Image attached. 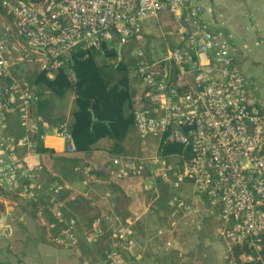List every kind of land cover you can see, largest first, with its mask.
<instances>
[{"label":"built area","instance_id":"built-area-1","mask_svg":"<svg viewBox=\"0 0 264 264\" xmlns=\"http://www.w3.org/2000/svg\"><path fill=\"white\" fill-rule=\"evenodd\" d=\"M205 10L203 0H0V185L24 199H36L41 192L58 194L70 186L58 180L45 186L39 180L44 164L35 145L52 135L61 137L65 150L72 152L74 137L68 124L49 122L35 110L38 87L22 74L36 66L53 78L59 70L70 69L75 58L106 56L116 49L121 58L125 44L150 33L145 26L150 19L161 21L168 13L174 27L159 33L164 51L158 56L137 53L136 72L147 89L142 95L146 106L134 112V125L141 138L156 135L187 149L178 155V167L165 160L155 173L168 180L172 172L175 188L194 186L217 211L226 260L264 264V108L250 95L231 34L224 27L209 28ZM13 122L22 132L13 130ZM113 165L123 177L141 175L148 162L121 156ZM143 182L149 188V181ZM169 205L173 215L179 210L199 212L180 196ZM56 214L64 221L60 209ZM140 218L135 210L115 225L113 234L123 245H136ZM92 229L85 232L88 244L101 232L96 223ZM80 238L71 217L53 239L73 248ZM171 245L167 241L164 248ZM233 245L246 247L239 261L228 257ZM105 261L127 264L116 249Z\"/></svg>","mask_w":264,"mask_h":264},{"label":"trees","instance_id":"trees-1","mask_svg":"<svg viewBox=\"0 0 264 264\" xmlns=\"http://www.w3.org/2000/svg\"><path fill=\"white\" fill-rule=\"evenodd\" d=\"M98 55L100 54L92 53L86 58H75L70 69L59 70L53 78L48 77L43 71H38L32 82L34 86L43 85L44 91L48 90L51 95L58 97H65L69 93L74 96L73 121L70 125L68 124L74 137V151L58 152L41 141L35 145L34 149L41 154L44 169L47 168L48 162L57 158L61 159L69 167L80 168V173L77 172L80 179L86 180L93 186L106 184L110 193L109 197L96 189L83 190L74 185L61 190L58 194H49L47 198L39 195L36 199H24L17 190L0 185V196L12 200L22 199L27 202L25 210L40 222L43 239L57 246L61 245L54 241V235L60 231V227L66 226L69 218L76 219L78 232L80 221L86 220L85 229L87 231L91 230L93 224L96 223L100 226L101 232L99 237L89 245H96L106 259L107 253L112 249L122 254V251L135 248L138 244L136 242L133 247L123 245V240L113 234L115 226H108L110 219L119 223L120 220L131 216L135 210L142 213L143 209H151L162 225L167 223L165 240L175 242L174 235H176L178 224H173V220L182 211L179 210L176 215H173V209L169 205L170 200L166 202V210L163 209L165 207L163 201L169 195L167 186L171 178L167 180L158 175L156 186L144 188L143 181L145 179L149 181L151 178L148 174L150 172L148 167L141 175L131 174L118 177L114 172L113 159L115 157L131 156V153L126 151L124 142L129 129L134 126V112L146 106L142 95L147 87L145 86L143 91L137 87L133 89L132 82L134 81L133 76H136V69L131 63L127 64L120 59L117 49L108 51L106 54L114 58V62L110 64H103ZM39 93L40 99L35 105V110L42 113L44 111L41 107L43 98L42 93ZM92 110L95 113V121L92 118ZM103 138L112 140V144L104 148L108 151L104 164L97 166L90 158V154L100 148L96 144ZM160 142L162 155L166 160L173 154L180 155L188 152L179 143L163 142V140ZM180 164L179 158L176 167ZM58 181L66 183L63 179ZM58 209L64 213V221L57 216ZM186 214L192 215L191 213ZM140 222L141 218L135 225L136 239ZM51 223H55L56 226L49 228ZM79 244L73 248L77 249ZM245 250L246 247L243 245H233L228 252V257L239 261V255ZM249 264L262 263L254 261Z\"/></svg>","mask_w":264,"mask_h":264},{"label":"rangeland","instance_id":"rangeland-1","mask_svg":"<svg viewBox=\"0 0 264 264\" xmlns=\"http://www.w3.org/2000/svg\"><path fill=\"white\" fill-rule=\"evenodd\" d=\"M160 19L161 21H158L157 19H150L148 24H145L150 33L146 34L143 40H132L125 44L120 51V59H123V61L127 64L131 63L132 66H134L137 70V53L142 52L143 56H148V54L151 56L160 55L164 51L165 46L159 38V33L161 30H167L168 28L174 26L172 15L167 13L162 15ZM98 56L100 57V60L103 64H110L114 62V58L108 57V55ZM38 71V67L34 66L22 74V79L34 87L32 82ZM55 76L56 75H54V77ZM133 79V89L135 90L137 87L140 89V91H143L145 83L138 76L137 72L136 76H133ZM42 86L43 85H40L38 87L43 98L41 107L44 108V111L42 114L49 122L70 125L73 121L72 112L75 109L73 94L69 93L65 97H58L56 95H51L48 90L47 92L44 91ZM124 143V146H126V151H128V153L130 152L131 156L145 158L147 160L148 169L150 171L148 174L151 175L148 186L149 188L156 186L158 174L155 172L164 166L166 160L162 155L161 148H159V138L156 135H150L146 138H141L134 125L129 129V134ZM111 144L112 140L103 138L99 140L96 145L100 147L99 149H104L108 148ZM103 158L106 159L105 156H103ZM177 161H179L178 154H173L168 160H166L168 166H174ZM56 162L57 161L50 162L52 166H47V163V168L44 169L47 174L54 177L53 179H63L65 182H67L68 179L71 180V178L73 180L80 178L79 174H77V172L80 173V170H72L73 167L67 166L66 163L61 159H59L57 164ZM170 178V183L167 186L169 195L167 199L165 198L163 201L165 205L163 209L166 210V202L174 197L180 196L185 199L187 203L197 207L199 212L192 215H187L183 212L178 214L179 216L173 220L176 224H178L177 231H175L176 235H174L176 240L174 245L172 244L169 249H165L164 244L168 241L165 240L164 237L167 229V223L162 225L156 214L151 209H148L147 207V209H143L144 214L141 218L140 224L138 225L139 228L137 229L138 244H140V246L132 249L128 248L125 250V252L122 251L121 254L128 264H154L153 262L158 258L163 259L162 262L164 264H172L171 258L172 261H179L181 257H211V249L210 247L206 246L207 241H217L218 231L222 226L217 211H215L214 208L209 207L207 199L202 197L201 194L195 190L194 186L183 183L181 187L175 188L171 183L174 179L173 175H171ZM73 185H76V182L73 183ZM107 187L108 186L106 184H99L97 189L107 192ZM109 195L110 194H107L108 197ZM0 198L4 197L0 196ZM4 199L10 204L16 203V207L20 210H25L27 208L26 206L28 205V203L22 199ZM85 221L82 220L79 223V233L81 236H83V238L85 237V232L87 231L85 229ZM116 223L117 222H115V220L110 219L107 224L110 227H114ZM92 230L93 229L88 231L91 232ZM78 248L81 255L92 264H106L103 254L96 245L83 243ZM118 252L120 253V251ZM137 256L140 257V260L136 258Z\"/></svg>","mask_w":264,"mask_h":264},{"label":"crops","instance_id":"crops-1","mask_svg":"<svg viewBox=\"0 0 264 264\" xmlns=\"http://www.w3.org/2000/svg\"><path fill=\"white\" fill-rule=\"evenodd\" d=\"M203 3L206 6L204 22L211 29L224 27L231 34L234 48L238 51V62L248 77L250 95L264 108V0H203ZM12 128L17 133L22 132L17 122H13ZM45 145L61 152L65 150L66 144L61 137L49 135ZM107 155V149H96L91 152L90 158L99 166L104 164L106 159L103 156ZM54 161L57 164L59 159ZM49 163L47 166H52ZM73 169L79 171V167ZM39 178L45 186L57 181L45 170ZM74 181V186L80 189L98 190L97 186L80 178L68 179L67 183L73 185ZM98 191L104 195L110 194L109 191ZM48 195L46 192L40 193L44 198ZM143 214L144 211L141 218ZM3 217L6 226L0 230V264H92L81 255L79 248H66L46 242L42 237L40 222L26 210L18 209L16 203L10 204L0 198V219ZM80 237L79 247L83 243L88 244L83 236ZM206 246L211 249V257H181L179 261H172L171 258V263L232 264L224 257L225 246L219 237L217 241H207ZM162 260L158 258L153 263L164 264Z\"/></svg>","mask_w":264,"mask_h":264},{"label":"water","instance_id":"water-1","mask_svg":"<svg viewBox=\"0 0 264 264\" xmlns=\"http://www.w3.org/2000/svg\"><path fill=\"white\" fill-rule=\"evenodd\" d=\"M92 117H93V120L95 121L96 118H95V113L94 111L92 110ZM5 218L3 217V219L1 220L0 219V230L2 231V229L5 227Z\"/></svg>","mask_w":264,"mask_h":264}]
</instances>
